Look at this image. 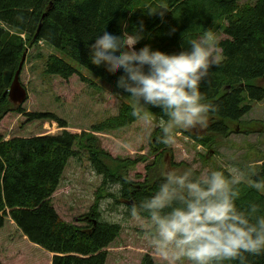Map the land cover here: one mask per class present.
I'll return each instance as SVG.
<instances>
[{
	"label": "trees",
	"instance_id": "16d2710c",
	"mask_svg": "<svg viewBox=\"0 0 264 264\" xmlns=\"http://www.w3.org/2000/svg\"><path fill=\"white\" fill-rule=\"evenodd\" d=\"M242 1L0 0V122L8 114L17 113L25 115L28 123L49 121L60 128L67 127L64 120L51 112L24 114L22 108L5 95V73L14 75L23 55L38 43L64 57L52 54L47 58V75L64 81L77 77L80 71L68 63L72 61L119 92L116 81L122 73L96 67L89 60L88 44L103 30L118 31L121 22L126 20L131 31L133 25L138 26L143 21L146 38L137 49L150 44L153 49L169 54L180 52L182 46L187 50L191 40L207 31L222 30L226 36L220 41L223 60L210 70L201 86L206 102L215 105L216 111L209 114L204 133L180 131L198 146H209L217 137L230 134L228 122L240 123L251 111L252 103L264 101V0H255L253 4H241ZM149 12H163L164 16L149 17ZM80 79L95 86L81 75ZM122 95L127 97V94ZM135 107L122 104L116 116L81 135L67 131L11 139L0 135V229L7 221L13 223L34 246L53 255L51 264H107V249L121 232L119 224L99 220L101 191L108 182L121 181L123 194L115 198L116 202L131 204L153 192L166 158L172 168L189 166L185 162L171 161L170 146L160 142L161 127L151 134L148 153L135 159H113L99 146L96 133L124 129L141 120L133 116ZM150 110L142 114L160 119L159 109ZM80 152L87 154V161L95 174L102 176V183L90 212L78 219L77 224L62 220L52 198L68 161ZM138 164H146V175L143 181L135 182L128 173ZM260 177H264V162L251 180ZM239 188L238 206L246 208L250 203H257L264 214V193L244 182ZM141 264L159 263L145 255ZM248 264H264V254L249 256Z\"/></svg>",
	"mask_w": 264,
	"mask_h": 264
},
{
	"label": "clouds",
	"instance_id": "9594fccd",
	"mask_svg": "<svg viewBox=\"0 0 264 264\" xmlns=\"http://www.w3.org/2000/svg\"><path fill=\"white\" fill-rule=\"evenodd\" d=\"M163 12H149L152 17ZM145 25L122 21L118 31L103 30L88 44L90 63L110 72H121L118 94L135 104L133 116L148 120L145 113L160 110V142L176 143L174 129L207 127L216 106L206 102L201 86L212 68L223 60L218 34L207 31L178 53L137 49L146 37ZM95 175V174H94ZM245 173L239 167L224 170L198 169L196 165L160 172L149 195L119 205L121 181H109L110 193L99 202L101 219L135 228L162 264H248L249 256L264 254V214L261 205L238 206L239 185ZM102 181V176H97ZM251 187L264 193V177L251 180Z\"/></svg>",
	"mask_w": 264,
	"mask_h": 264
},
{
	"label": "rangeland",
	"instance_id": "374dc122",
	"mask_svg": "<svg viewBox=\"0 0 264 264\" xmlns=\"http://www.w3.org/2000/svg\"><path fill=\"white\" fill-rule=\"evenodd\" d=\"M254 2L255 0H243L241 4ZM216 34L220 41L226 39L222 30ZM52 54L64 58L43 43L27 50L19 77L27 98L20 107L24 114L51 112L64 120L67 127L60 128L57 123L49 121L28 123L25 115L10 113L0 122V135L4 138L58 135L63 131L81 135L82 132H90L94 125L116 116L122 104L135 106L129 98L118 94L119 92L111 86L81 70L72 61L68 63L95 86L82 82L80 75L66 81L47 75L45 63ZM251 107V111L240 123H227L230 130L227 137H217L206 147H198L180 132L185 131L184 129H174L176 143L170 146L171 161L175 164H194L198 169H223L227 172L232 167H239L245 173L243 182L250 185L252 176L264 162V101L252 103ZM11 109H14L12 105ZM146 115L147 121L141 119L124 129L96 133L99 146L113 159H135L139 155L147 154L151 134L160 126L159 119ZM204 129L197 127L190 131L202 134ZM146 164L136 165L129 171V178L135 182L143 181ZM163 167L172 168L169 166V158H166ZM94 174L85 152H80L77 157L68 161L52 198L57 213L65 222L78 224L77 220L90 212L102 183L97 178L98 175ZM137 175L141 178H137ZM101 195L104 199L110 193L105 188ZM117 204L123 205V202L119 201ZM99 220L116 223L121 227L118 239L107 249V264H141L145 255L150 256L155 263L162 264L135 228L115 220L106 221L101 217ZM51 257L43 248L34 246L27 237L22 236L13 223L7 221L0 229L1 264H50Z\"/></svg>",
	"mask_w": 264,
	"mask_h": 264
},
{
	"label": "water",
	"instance_id": "95a60500",
	"mask_svg": "<svg viewBox=\"0 0 264 264\" xmlns=\"http://www.w3.org/2000/svg\"><path fill=\"white\" fill-rule=\"evenodd\" d=\"M24 59L25 55H23L19 68L13 76H11L12 74L7 71L3 79L5 88L7 89L5 94L8 96L9 101L17 107L21 106L27 98L26 91L19 81V75Z\"/></svg>",
	"mask_w": 264,
	"mask_h": 264
},
{
	"label": "bare ground",
	"instance_id": "6f19581e",
	"mask_svg": "<svg viewBox=\"0 0 264 264\" xmlns=\"http://www.w3.org/2000/svg\"><path fill=\"white\" fill-rule=\"evenodd\" d=\"M11 76H13V75H11ZM4 79V78H3ZM4 83V82H3ZM6 91H7V89H6ZM6 91H5V93H6ZM6 95V94H5ZM9 100V99H8ZM12 103V102H11ZM101 196V195H100ZM98 197V196H97Z\"/></svg>",
	"mask_w": 264,
	"mask_h": 264
}]
</instances>
